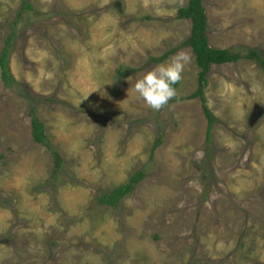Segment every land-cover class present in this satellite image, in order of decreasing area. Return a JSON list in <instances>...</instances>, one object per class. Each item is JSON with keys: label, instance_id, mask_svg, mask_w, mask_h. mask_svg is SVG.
<instances>
[{"label": "rangeland", "instance_id": "1", "mask_svg": "<svg viewBox=\"0 0 264 264\" xmlns=\"http://www.w3.org/2000/svg\"><path fill=\"white\" fill-rule=\"evenodd\" d=\"M186 4L0 0V264H264V71L212 65L194 96ZM203 7L211 48L264 57V0ZM180 51L177 95L154 111L134 84ZM138 170L117 208L96 203Z\"/></svg>", "mask_w": 264, "mask_h": 264}, {"label": "trees", "instance_id": "2", "mask_svg": "<svg viewBox=\"0 0 264 264\" xmlns=\"http://www.w3.org/2000/svg\"><path fill=\"white\" fill-rule=\"evenodd\" d=\"M177 18L191 21V34L190 37L184 42L183 46L189 47L191 49L195 58V63L200 69L198 75V90L194 96H199L202 99V102L204 101V97L201 94L202 89L206 82L205 78L208 75L209 69L212 65L237 63L238 61L244 59L254 61L264 71V57L255 50H250L247 51V53L242 54L236 52L234 49H213L208 45V39L206 36V15L205 9L203 7V0H187L186 6L178 10ZM173 52L174 50H172L170 53ZM166 57L167 54L159 60H165ZM3 63L4 59L0 57V66L5 71H3V74H7V69ZM2 80L7 83L5 75L2 76ZM203 112L208 119V134L211 130L213 119L207 112L206 108ZM31 132L33 141L35 143L50 149L44 126L36 119V117L32 118ZM157 145L158 144L155 143L152 150H154ZM53 161L56 168L60 169L62 167L61 159L56 153H53ZM144 176L145 173L143 170L136 171L126 184L120 185L110 192L99 193L95 198L96 203L100 206L117 208L119 200L130 194L134 190V187L139 182H141Z\"/></svg>", "mask_w": 264, "mask_h": 264}, {"label": "clouds", "instance_id": "3", "mask_svg": "<svg viewBox=\"0 0 264 264\" xmlns=\"http://www.w3.org/2000/svg\"><path fill=\"white\" fill-rule=\"evenodd\" d=\"M191 59L186 51L176 53L169 61L138 79L134 84L135 92L149 108L154 111L161 110L177 95L174 86L183 79V73Z\"/></svg>", "mask_w": 264, "mask_h": 264}]
</instances>
